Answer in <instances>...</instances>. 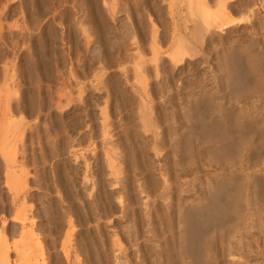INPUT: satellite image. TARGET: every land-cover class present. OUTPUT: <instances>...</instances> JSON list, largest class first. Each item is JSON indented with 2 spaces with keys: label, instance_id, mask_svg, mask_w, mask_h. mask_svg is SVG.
Here are the masks:
<instances>
[{
  "label": "rangeland",
  "instance_id": "374dc122",
  "mask_svg": "<svg viewBox=\"0 0 264 264\" xmlns=\"http://www.w3.org/2000/svg\"><path fill=\"white\" fill-rule=\"evenodd\" d=\"M200 1L217 15L223 10L217 19L234 22L220 27L217 20L210 30L203 25L200 39L193 41L198 54L175 64L170 54L174 29L190 38L198 23L183 3L0 0V245L7 242L10 264H123L113 256L118 250L127 264H264V154L256 150L257 135L243 142L238 156L221 151L219 162L203 149V117L211 106L264 117V58L254 55L261 63L254 61L259 71L255 68L258 73L254 70L252 76L237 47L241 43L245 48L254 30L264 26V0ZM262 45L249 50L258 54ZM233 71L232 79L228 75ZM253 78H262L256 80L260 90H254L258 83ZM196 98L197 110L189 109ZM192 110L198 116L190 117ZM234 129L229 130L232 135L237 134ZM214 172L232 174L224 183L227 189L246 185L248 200L236 218L225 215L203 227L204 256L192 245L183 257L178 208L208 199L205 192ZM250 211L255 230L243 233L241 243L235 229ZM17 213L25 214L24 227ZM26 225L29 231L21 236Z\"/></svg>",
  "mask_w": 264,
  "mask_h": 264
},
{
  "label": "bare ground",
  "instance_id": "6f19581e",
  "mask_svg": "<svg viewBox=\"0 0 264 264\" xmlns=\"http://www.w3.org/2000/svg\"><path fill=\"white\" fill-rule=\"evenodd\" d=\"M205 2V1H204ZM203 1H196V0H171V3H172V5L173 6H177V4H179V3H183V4H185L186 5V7L188 8V10H190V12H189V14L191 13V15L193 16V15H196L197 16V18H198V23H197V25L195 24V27L193 26V28H192V30L191 31H189V35H190V38L189 37H186L185 36V32H182L181 31V29H179V28H175L174 30H175V39H174V41H173V45H172V49H171V52H170V54H171V59L175 62V64L177 63V64H180L184 59H186V58H188V57H192L193 58V56L192 55H196V53H197V47H196V45L193 43V41H198L199 39H200V32H201V29H202V26L203 25H205L208 29L209 28H212V26L213 27H215V25L214 24H217V20H221L222 21V19L220 18V19H217V18H219V15L221 14V13H223V10L222 11H220L218 14L219 15H217V14H215L213 11H211V9H209V7L207 6V4L206 3H204ZM215 2V1H214ZM252 2H253V0H252ZM27 4V3H26ZM244 4V3H243ZM219 5H221V4H219ZM223 5V4H222ZM222 5H221V7H222ZM227 5V4H226ZM234 6V5H233ZM243 7V6H242ZM175 9V8H174ZM222 9H224V6H223V8ZM241 9V8H240ZM255 9V11H254V14H255V17L256 18H260V14H259V12L258 11H256L257 10V8H254ZM245 10V9H244ZM247 10V9H246ZM252 14V13H251ZM218 17H217V16ZM222 15V14H221ZM246 15V14H245ZM191 16V17H192ZM217 17V18H216ZM221 17V16H220ZM225 17V16H224ZM247 17V16H246ZM254 17V16H253ZM195 18V17H194ZM234 18V17H233ZM252 18V17H251ZM232 19V18H231ZM230 19V20H231ZM239 19V21L236 19V18H234V20L236 21H238V22H240L241 20V18H238ZM247 19H249L248 17H247ZM263 19V18H262ZM192 20V19H191ZM196 20V19H195ZM194 20V21H195ZM245 20V19H244ZM250 20V19H249ZM193 21V20H192ZM197 21V20H196ZM218 21V26H220V27H227L228 25H230V24H232V22H234V21H229V19H227V21H222V22H219ZM246 21V20H245ZM237 22V23H238ZM194 24V23H193ZM252 24H253V22H252ZM262 24V23H261ZM249 25V24H248ZM217 28H219V27H217ZM261 29L259 30V32H255L256 30H254V32H253V34L252 35H250V37H251V39H250V41H249V44H247V46L245 47V48H243L242 47V45H241V43L239 44V46L237 45V47L239 48L238 49V51H240L243 55H244V57H245V59H243V61L245 60V62H243V63H245L246 64V66L248 67L247 69L249 70H247L248 71V74H249V72H250V74H252V76H253V74H254V70H255V65H254V61H255V59L257 60V58L259 57H263L264 58V26H261L260 27ZM208 29H206V30H202V31H207ZM210 30V29H209ZM253 31V30H252ZM210 32V31H209ZM219 32V31H218ZM249 32V31H248ZM174 33V32H173ZM216 33V32H215ZM164 34V33H163ZM218 34V33H217ZM200 36V37H199ZM153 37H155V36H153ZM199 38V39H198ZM52 39V38H51ZM55 40V39H54ZM32 41V40H31ZM217 41V40H216ZM5 42V41H4ZM39 42V41H38ZM160 42V41H159ZM237 42V41H236ZM260 42H262L263 43V45H262V47L260 48V53L263 55H261L260 53H256V54H254V52H253V54L250 52V50H249V48H251L254 44H259ZM234 43V42H233ZM239 43V42H238ZM22 44V43H21ZM24 44V43H23ZM45 44V43H44ZM158 44V43H157ZM50 45V44H49ZM214 45V44H213ZM10 46V45H9ZM12 46V45H11ZM245 46V45H244ZM251 46V47H250ZM138 48V47H137ZM141 48V47H140ZM202 48V47H201ZM54 49V48H53ZM19 50V49H18ZM55 50V49H54ZM139 50V49H138ZM151 50V49H150ZM152 50H153V48H152ZM233 50H234V48H233ZM259 50V49H258ZM133 52V51H132ZM137 52H139V51H137ZM154 52V51H153ZM153 52H151V53H153ZM128 53V52H127ZM198 54V53H197ZM200 54V53H199ZM242 54H240L239 53V55H242ZM28 55V54H27ZM26 55V56H27ZM129 55V54H128ZM136 55V54H135ZM137 55H140V54H137ZM254 55H257L258 57L257 58H255V56ZM259 55H261V56H259ZM25 56V57H26ZM51 56H53V55H51ZM136 58H138L137 56H135ZM219 57V56H218ZM224 57H225V55H224ZM237 57V56H236ZM243 56L241 57V59L242 58H244ZM45 58V57H44ZM129 58V57H128ZM227 58V57H226ZM49 59H51V58H49ZM53 59V58H52ZM142 59H143V57H142ZM236 59V58H235ZM239 59V58H238ZM259 60V59H258ZM262 60H264V59H262ZM3 62V61H2ZM46 62V61H45ZM52 62H53V60H52ZM55 62V61H54ZM143 62V61H142ZM145 62H146V60H145ZM145 62H143V64L145 63ZM153 62H155L154 60H153ZM164 62V61H163ZM173 62V63H174ZM239 62V61H238ZM256 63L258 62L259 64L261 63L260 61H255ZM51 63V62H50ZM169 63V62H168ZM219 63V62H218ZM255 63V64H256ZM58 64V63H57ZM245 64H244V66H245ZM263 64V63H262ZM26 65V64H25ZM50 65V64H49ZM139 65V64H138ZM140 65H141V63H140ZM169 65V64H168ZM220 65V64H219ZM238 65V64H237ZM14 66V65H13ZM145 66V65H144ZM164 66V65H163ZM172 66V65H171ZM236 66V65H235ZM259 66H262V65H259ZM258 66V67H259ZM2 67V66H1ZM138 67V66H137ZM136 67V68H137ZM232 67V66H231ZM264 67V66H263ZM5 68V67H4ZM31 68V67H30ZM139 68V67H138ZM235 68V67H234ZM127 69V68H126ZM140 69V68H139ZM257 70H258V68H256ZM6 70V69H5ZM257 70H255V72L257 71ZM262 70H264V69H262ZM261 70V71H262ZM142 71V70H141ZM246 71V72H247ZM259 71V70H258ZM258 71H257V73H258ZM6 72V71H5ZM33 72V71H32ZM245 73V72H244ZM256 73V74H257ZM261 73H263V72H261ZM9 74V73H8ZM255 74V75H256ZM36 75V74H35ZM142 75V74H141ZM140 75V76H141ZM244 75V74H243ZM254 75V76H255ZM258 75V74H257ZM229 78H232V77H234L235 76V73H234V71L233 72H231L229 75ZM259 76V75H258ZM264 76V75H263ZM137 77V76H136ZM227 77V76H226ZM141 78V77H140ZM4 79V78H3ZM2 79V80H3ZM188 79V78H187ZM233 79V78H232ZM232 79H230V80H232ZM244 79V78H243ZM255 78H253V80H254ZM261 79V80H260ZM217 80V79H216ZM227 80H228V78H227ZM235 80V79H234ZM233 80V81H234ZM242 80V79H241ZM258 80H260L261 82H262V78H258V79H255V82L254 83H258V82H260V81H257ZM5 81V80H4ZM8 81V80H7ZM140 81L141 80H139V83H140ZM143 81H144V79H143ZM229 81V80H228ZM243 81V80H242ZM30 82V81H29ZM142 82V81H141ZM3 83V82H2ZM202 83V82H201ZM245 83V82H244ZM7 84V83H6ZM243 84V83H242ZM246 84V83H245ZM249 84V83H248ZM262 84H264V83H262ZM261 84V85H262ZM35 85V84H34ZM182 85V84H181ZM258 85V86H257ZM256 85V87L254 86V90L256 91V90H260L259 88H257V87H259V85H260V83H258ZM260 85V86H261ZM143 86V85H142ZM144 86H145V84H144ZM248 86V85H247ZM14 87V86H13ZM118 88V87H117ZM261 88V87H260ZM37 89V88H36ZM252 89H253V87H252ZM251 89V90H252ZM246 90V89H245ZM250 90V88L248 89V91ZM3 91V90H2ZM8 91H9V89H8ZM7 91V92H8ZM39 91V90H38ZM184 91V90H183ZM244 91V90H243ZM247 91V90H246ZM240 92V91H239ZM2 93V92H1ZM202 93V92H201ZM242 93V92H241ZM8 94V93H7ZM243 94V93H242ZM9 95V94H8ZM7 95V96H8ZM31 95H33V94H31ZM246 95V94H245ZM248 95V94H247ZM203 97H205V96H203ZM264 97V96H263ZM42 98V97H41ZM194 98V97H193ZM209 98H210V96H209ZM17 99V98H16ZM198 100L199 99H193V101H191L192 103H191V105H189L190 106V108L189 109H191V108H193V110H197V108H194V107H196V105L198 104L197 102H198ZM4 101V100H3ZM33 101V100H32ZM58 101V100H57ZM200 101V100H199ZM37 102V101H36ZM252 102V101H251ZM212 103V102H211ZM263 103V102H262ZM38 104V103H37ZM189 104V103H188ZM247 104V103H246ZM213 105V104H212ZM39 106V105H38ZM208 106V105H207ZM233 106H235V105H233ZM239 106V105H238ZM252 106H254V105H252ZM255 106H256V104H255ZM206 107V106H205ZM232 107V106H231ZM236 107V106H235ZM47 108V107H46ZM201 108V107H200ZM241 108V107H240ZM228 109H229V107L227 108H224L223 110H222V112H220L219 111V109H218V107L216 108L215 106H211L210 107V109L208 108V110H209V112H208V114H207V116L205 117V119H204V117H203V125H205L204 126V128L205 129H203L204 130V133H205V135H204V137H205V141H204V148L203 149H206L207 151L209 150V155H210V157L212 158V159H214V161L216 162H219L220 161V159H222V158H220L218 155L220 154V152L221 151H225L226 153L228 152V150H231V152H233V153H231L232 155H237L238 153H240L241 152V149L243 148L242 147V145H243V142H245L247 139H248V142L251 140V139H253V137H255V135H257L261 140L260 141H258V142H256L255 140H257L258 139V137L256 136L254 139L255 140H253L255 143H257L256 144V150H259V151H262V153L264 154V117H258V116H255V115H247V114H245V113H243L239 108V110L237 109V107L235 108V111L236 112H234L233 110V108H230L231 109V112H229L230 111V109H229V111H228ZM43 110H44V108H43ZM192 110V112L190 111H188L190 114H188L189 116L191 115L193 118H194V116L196 115V113H197V116H198V111L196 112V111H193ZM202 110V109H201ZM238 110V111H237ZM243 110V109H242ZM260 110V109H259ZM200 111V110H199ZM40 112V111H39ZM50 112V111H49ZM234 113L233 114V116H230L229 115V113L231 114V113ZM244 112H245V110H244ZM202 113V112H201ZM204 113V112H203ZM165 114V113H164ZM251 114V113H250ZM1 115V114H0ZM169 115V114H168ZM202 115V114H201ZM263 115V114H262ZM56 116V115H55ZM190 116V117H191ZM230 116V117H229ZM153 117V116H152ZM189 117V118H190ZM229 117V118H228ZM232 117H233V119H232ZM60 118V117H59ZM46 119V118H45ZM198 120V119H197ZM200 120V119H199ZM13 121V120H12ZM101 121H103V119L101 120ZM191 121H193V119L191 120ZM4 122V121H3ZM5 123V122H4ZM3 123V124H4ZM8 123H9V120H8ZM143 123V122H142ZM5 124H7V121H6V123ZM136 124V123H135ZM210 124H211V126H212V124H213V126H214V128H213V126L211 127L210 126ZM220 124V125H219ZM215 125H217V128H216V126ZM8 126V125H7ZM57 126H58V124H57ZM140 126V125H139ZM145 126L147 127L148 126V121H145ZM219 126V127H218ZM235 128L237 131H235V133H237V134H235V135H232L231 134V132H233V128ZM1 128V127H0ZM139 128V127H138ZM145 128V127H144ZM219 128V129H218ZM231 128V129H230ZM8 129V128H7ZM6 129V130H7ZM146 129V128H145ZM234 129V130H235ZM254 131H253V130ZM4 130V129H3ZM167 130H168V128H167ZM194 130H196V129H194ZM202 130V129H201ZM229 130H232L231 132L229 131ZM252 130V131H251ZM5 131V130H4ZM3 131V132H4ZM146 131V130H145ZM197 131V130H196ZM251 131V132H250ZM2 132V133H3ZM183 132V131H182ZM199 132H201V131H198V133ZM5 133H7V132H5ZM137 133V132H136ZM144 133V132H143ZM203 133V134H204ZM24 134V133H23ZM142 134V133H141ZM177 134V133H176ZM200 135L202 134V132L201 133H199ZM198 134V135H199ZM202 134V135H203ZM5 135V134H4ZM3 137V136H2ZM1 137V138H2ZM181 137V136H180ZM0 138V139H1ZM5 138H6V135H5ZM4 138V139H5ZM47 138V137H46ZM65 138V137H64ZM174 138V137H173ZM257 138V139H256ZM3 139V138H2ZM181 139V138H180ZM194 139V138H193ZM201 139V138H200ZM250 139V140H249ZM203 140V139H202ZM46 141V140H45ZM104 141H106V140H104ZM185 141V140H184ZM252 141V140H251ZM1 142H3V140L1 141ZM150 142V141H149ZM188 142V141H187ZM192 142V141H191ZM151 143V142H150ZM183 143V142H182ZM202 143H203V141H202ZM174 144V143H173ZM179 141H177L176 142V147H179ZM109 145V144H108ZM139 145V144H138ZM251 145V144H250ZM142 146V145H141ZM184 146V145H183ZM201 146V145H200ZM150 147V146H149ZM175 147V148H176ZM192 147V146H191ZM242 147V148H241ZM157 149V148H156ZM190 149V148H189ZM189 149H187V150H189ZM60 150V149H59ZM181 150H184V149H181ZM246 150V149H245ZM179 151V150H178ZM63 152V151H62ZM177 152V151H176ZM180 152V151H179ZM225 152H223V153H225ZM230 152V151H229ZM228 152V154L230 155V153ZM222 153V152H221ZM5 154H6V152H5ZM181 154H182V152H181ZM185 154V153H184ZM203 154V153H202ZM164 155V154H163ZM176 155V154H175ZM191 155V154H190ZM248 155V154H247ZM260 155V154H259ZM132 156V155H131ZM130 156V157H131ZM156 156V155H155ZM169 156V155H168ZM192 156V155H191ZM225 156H227V155H225ZM238 156V155H237ZM236 156V157H237ZM252 156V155H251ZM5 157V156H4ZM12 157V156H11ZM186 157V156H185ZM218 157H219V159H218ZM260 157V156H259ZM2 158V157H1ZM6 158V157H5ZM134 158V157H133ZM182 158V157H181ZM191 158V157H190ZM229 156L228 157H226V159L227 160H230L231 161V159L229 158ZM12 159V158H11ZM183 159V158H182ZM6 160V159H5ZM8 160L10 161V159H7V161L6 162H8ZM135 160V159H134ZM174 160V159H173ZM178 159H176V161H177ZM219 160V161H218ZM3 161V160H2ZM14 161V160H13ZM121 161V163H122V160H120ZM182 161V160H181ZM222 161V160H221ZM234 161V160H233ZM4 162V161H3ZM12 160L10 161V166L12 167L13 165H11L12 163ZM124 162V161H123ZM135 162H137V161H135ZM180 162V161H179ZM178 162V163H179ZM186 162H187V160H186ZM223 163H221V164H224V161H222ZM232 162V161H231ZM230 162V163H231ZM143 163V162H142ZM228 163H229V161H228ZM240 163V162H239ZM256 163V162H255ZM5 164V163H4ZM186 164V163H185ZM6 165H8L7 163H6ZM132 165V164H131ZM136 165V164H135ZM9 166V165H8ZM180 166V165H179ZM203 166V165H202ZM15 167V166H14ZM117 167V166H116ZM216 167V166H215ZM229 167V166H228ZM251 167H253V166H251ZM19 168V167H18ZM226 168V167H225ZM8 169H11V168H8ZM13 169V168H12ZM238 169V168H237ZM257 169V168H256ZM146 170V169H145ZM227 170V169H226ZM236 169H234V168H232V170H230L231 171V173H232V171L234 172ZM247 170V169H246ZM7 172H8V170H6ZM10 171V170H9ZM136 171V170H135ZM135 171H134V173H135ZM139 171V170H138ZM142 171V170H141ZM168 171V170H167ZM181 171V170H180ZM179 171V172H180ZM6 172V173H7ZM11 172V171H10ZM10 172H8V174H6V175H9V173ZM148 172V171H147ZM224 172V171H223ZM14 173V172H13ZM12 173V174H13ZM16 173V172H15ZM18 173H19V170H18ZM163 173V172H162ZM161 173V174H162ZM197 173V172H196ZM230 173V172H229ZM229 174V175H221L220 176V174H219V172H218V174L216 173V172H214L213 174H212V177H210L209 178V182H208V185H207V192H205V193H207L208 194V199L206 198V200H204V201H202V202H200V200H198V201H196V202H189V203H191L190 205L188 204V203H186V204H180V206H179V208H178V221L180 222V229H179V232H178V235H179V237H178V239H179V251L181 252V254L183 255V257H185V255H188V253H190L192 250V245H194L195 247H196V251L199 253V254H203L204 253V249H205V245H206V241H207V238L205 237L206 235L202 232V229H203V227H205L207 224L209 225V222H211L212 224L211 225H214V224H216L215 222L217 221V220H219L222 216H225V215H229L230 214V216L229 217H231V215L233 216V214H234V217H235V215H236V217L240 214L239 212L242 210V208H243V206L245 207V203H246V201L248 200H246V198L244 197V195H243V192H244V190H245V186L246 185H244L243 184V186L241 185V184H238L237 186H235V188H233V189H227V187H226V184H224L225 182H227V181H229L230 179H232L233 178V176H232V174ZM12 174H11V177H12ZM120 174H122V173H120ZM206 174V173H205ZM17 174H15V176H16ZM164 175H165V173H164ZM15 176H14V174H13V177L15 178ZM57 176V175H56ZM159 176V175H158ZM162 176V175H161ZM209 176V175H208ZM17 177V176H16ZM119 177V176H118ZM166 177V176H165ZM174 177V176H173ZM191 177V176H190ZM238 177V176H237ZM6 178H8V177H6ZM58 178V177H57ZM133 178V177H132ZM176 178V177H175ZM62 179V178H61ZM124 179V178H123ZM138 179H139V176H138ZM178 179V178H177ZM197 180L198 178H192V180L194 181V180ZM7 181H8V179H6ZM6 180H4V181H6ZM127 180V179H126ZM157 180V179H156ZM182 180V179H181ZM184 180V179H183ZM182 180V181H183ZM191 180V179H190ZM134 181V180H133ZM166 181V180H165ZM164 181V182H165ZM175 181V180H174ZM192 181V182H193ZM12 182H14V179L12 180ZM15 182H17L16 180H15ZM146 182V181H145ZM223 182V183H222ZM230 182V181H229ZM9 183V182H8ZM7 182H6V184H8ZM57 183V182H56ZM109 183V182H108ZM142 183H143V181H142ZM141 183V184H142ZM167 183V182H166ZM228 183V182H227ZM242 183V182H241ZM16 184V183H15ZM122 184V183H121ZM174 184H176V183H174ZM179 185H180V183H178ZM184 184H186V183H184ZM253 184V183H252ZM19 185V184H18ZM149 185V184H148ZM157 185H158V183H157ZM160 185V184H159ZM169 185V184H168ZM177 185V184H176ZM178 185V186H179ZM182 185H183V183H182ZM182 185H180L181 187H182ZM7 186V185H6ZM15 186V185H14ZM13 186V187H14ZM138 186V185H137ZM143 186V185H142ZM177 186V187H178ZM139 187H140V185H139ZM147 187V186H146ZM165 187H167V186H165ZM7 188H8V186H7ZM11 188H12V186L10 187L9 186V189L8 190H11ZM122 188V187H121ZM125 188V187H124ZM167 188H169V187H167ZM167 188H163V190L164 189H167ZM248 188V187H247ZM257 188V187H256ZM14 189H15V187H14ZM142 189H144V188H142ZM205 189V188H204ZM255 189V188H254ZM104 190V189H103ZM190 190V189H189ZM257 190V189H256ZM194 191V190H193ZM255 191V190H254ZM121 192V191H120ZM123 192V191H122ZM125 192V191H124ZM138 192V191H137ZM146 192V191H145ZM151 192V191H150ZM165 193V191L161 194V197L163 196L164 198H165V196L167 195H163ZM186 193V192H185ZM254 193V192H253ZM70 194V193H69ZM147 194V193H146ZM158 194V193H157ZM169 194V193H168ZM122 195V194H121ZM150 195V194H149ZM195 195V194H194ZM256 195V194H255ZM71 196V195H70ZM147 197H148V195H146ZM151 196V195H150ZM153 196V195H152ZM170 196V195H169ZM169 196H167V197H169ZM200 196V195H199ZM14 197H15V195H14ZM160 197V198H161ZM71 198V197H70ZM120 198V197H119ZM138 198V197H137ZM200 198V197H199ZM14 199V198H13ZM90 199V198H89ZM107 199V198H106ZM147 199H149V198H147ZM153 199V198H152ZM168 199V198H167ZM196 199H198V198H196ZM204 199V198H203ZM250 199V198H249ZM144 200V199H143ZM150 200V199H149ZM166 200V199H165ZM246 200V201H245ZM13 201V200H12ZM91 201V200H90ZM95 201V200H94ZM127 201H129V200H127ZM153 201V200H152ZM193 201V200H192ZM131 202V201H130ZM157 202V201H156ZM164 202V201H163ZM86 203V202H85ZM140 203V202H139ZM148 203H149V201H148ZM68 204V203H67ZM133 204V203H132ZM256 204V203H255ZM142 205V204H141ZM149 205H150V203H149ZM179 205V204H178ZM253 205V204H252ZM92 206V205H91ZM248 206V205H247ZM70 207V206H69ZM72 207V206H71ZM83 207V206H82ZM90 207V206H89ZM133 207V206H132ZM143 207V206H142ZM156 207V206H155ZM192 208V209H195L194 211H193V213H190V211L188 210V208ZM253 207V206H252ZM256 207V206H255ZM97 208V207H96ZM141 208V207H140ZM249 209H250V207H248ZM247 208V209H248ZM62 208H60V210H61ZM89 209V208H88ZM99 209V208H98ZM133 209V208H132ZM192 209H190L191 211H192ZM246 209V210H247ZM257 209V208H256ZM24 210V209H23ZM25 210H27L26 208H25ZM93 210H95V209H93ZM127 210V209H126ZM134 210V209H133ZM146 210V209H145ZM251 210V209H250ZM262 210V209H261ZM19 212V214H20V208H19V210H18ZM28 211V210H27ZM68 211V210H67ZM97 211V210H96ZM158 211V210H157ZM166 211V210H165ZM123 212V211H122ZM139 212H141V211H139ZM259 212V211H258ZM261 212V211H260ZM263 212V211H262ZM18 213H17V215H16V217L18 216V218L20 219V221H21V223L26 219V217H25V214L23 213V215H18ZM124 213H125V210H124ZM129 213V212H128ZM160 213V212H159ZM257 213V212H256ZM70 214V213H69ZM126 214H127V212H126ZM248 215H246L245 216V222H244V224H241V226H239V228H238V230H236L235 229V231H237V235H238V238H237V240H239L240 238H242V234L243 233H246V232H248L247 234H249V232H251V228L253 229L254 227H253V225H252V223L253 222H255L254 220H255V213L254 212H248L247 213ZM66 215V214H65ZM85 215V214H84ZM145 215L146 216H148L149 215V209H147L146 211H145ZM169 215V214H168ZM196 215H199L200 217H198V216H196ZM201 215H203V216H201ZM264 215V214H263ZM63 216V215H62ZM89 216V215H88ZM92 216V215H91ZM123 216V215H122ZM97 217V216H96ZM100 217V216H99ZM127 217V216H126ZM131 217V216H130ZM235 217V218H236ZM62 218V217H61ZM87 218V217H86ZM98 218V217H97ZM128 218V217H127ZM154 218V217H153ZM163 218V217H162ZM167 218V217H166ZM223 218H225V217H223ZM259 218V217H258ZM63 219V218H62ZM65 219V218H64ZM99 219V218H98ZM113 219V218H112ZM228 219V218H227ZM226 219V220H227ZM231 219V218H230ZM261 219V218H260ZM264 219V218H263ZM67 220V219H66ZM68 220H69V218H68ZM91 220V219H90ZM158 220V219H157ZM233 220V219H232ZM92 221V220H91ZM164 221H165V219H164ZM176 221V220H175ZM228 221V220H227ZM230 221V220H229ZM238 220H236V222H237ZM132 222V221H131ZM152 222V221H151ZM24 223V222H23ZM22 223V224H23ZM28 223V222H27ZM143 223V222H142ZM214 223V224H213ZM233 223H235V222H233ZM260 223V222H259ZM149 224V223H148ZM230 224V223H229ZM169 225L170 224H168V228H169ZM225 225H227V224H225ZM234 225V224H233ZM232 225V226H233ZM255 225H256V223H255ZM28 226H29V224H28ZM159 226H161V225H159ZM166 226V225H165ZM164 226V227H165ZM228 226V225H227ZM230 226V225H229ZM234 226H237V225H234ZM22 227H24V224H23V226ZM25 227H27V225L25 226ZM225 227V226H224ZM261 227V226H260ZM31 228V227H30ZM163 228V227H162ZM231 228V227H230ZM229 227H228V229H230ZM262 228V227H261ZM128 229V228H127ZM136 229V228H135ZM171 229V227L169 228V230ZM134 230V229H133ZM172 230V229H171ZM170 230V231H171ZM233 230V229H232ZM255 229H253V231H254ZM29 231V229H28V227L27 228H25V229H23L22 230V234H21V236L22 235H24L25 233L27 234V232ZM227 231V230H226ZM127 232V231H126ZM129 232V231H128ZM257 232V231H256ZM258 232H259V230H258ZM30 233V235H31V232H29ZM94 233V232H93ZM114 233V232H113ZM132 233V232H131ZM226 233V232H225ZM224 233V234H225ZM253 233V236H254V240L257 242L258 241V237H256V233H254V232H252ZM133 234V233H132ZM174 234V233H173ZM235 234H236V232H235ZM134 235V234H133ZM142 235V234H141ZM154 235V234H153ZM160 235H162V234H160ZM192 235H194L195 237H197V239L195 238L194 239V237L192 236ZM231 235V234H230ZM258 235V234H257ZM25 236V235H24ZM23 236V237H24ZM208 236V235H207ZM234 237V235L232 234L231 235V237ZM5 237V236H4ZM26 237V236H25ZM24 237V238H25ZM64 237V236H63ZM150 237V236H149ZM193 237V238H192ZM232 237V238H233ZM235 237H236V235H235ZM92 238V237H91ZM133 238V237H132ZM131 238V239H132ZM166 238V237H165ZM169 238V237H168ZM223 238V237H222ZM130 239V238H129ZM194 239V240H193ZM242 239H244V238H242ZM251 239V238H250ZM62 240H65V239H62ZM94 240V239H93ZM210 240V239H209ZM235 240V239H234ZM241 240V239H240ZM238 241V242H241V241ZM245 240V239H244ZM253 240V239H252ZM95 241V240H94ZM113 241V240H112ZM148 241V240H147ZM211 241V240H210ZM247 241V240H246ZM251 241V240H250ZM264 241V240H263ZM116 242V241H115ZM173 242V241H172ZM92 243V242H91ZM117 243V242H116ZM157 243V242H156ZM168 243V242H167ZM242 243V242H241ZM240 243V244H241ZM251 243V242H250ZM255 243V242H254ZM20 244H21V242H20ZM159 245H160V243H158ZM215 244V243H214ZM236 244H238L237 242H236ZM245 244H247V243H245ZM116 245V244H115ZM156 245V244H155ZM227 245V244H226ZM243 245V244H242ZM241 245V246H242ZM8 245H7V242H4V240H3V245H2V243H1V245H0V263L1 264H10V259H9V253H8V251H7V247ZM18 246V245H17ZM16 246V247H17ZM21 246V245H20ZM117 246V245H116ZM119 246H121V244L119 245ZM130 246V245H129ZM139 246V245H138ZM216 246H217V244H216ZM136 247V246H135ZM141 247V246H140ZM219 247V246H218ZM231 247V246H230ZM25 248V247H24ZM23 248V249H24ZM80 248V247H79ZM162 248V247H161ZM194 248V247H193ZM243 248V247H242ZM241 248V249H242ZM116 249V248H115ZM123 249V248H122ZM139 249V248H138ZM146 249V248H145ZM173 249V248H172ZM244 249V248H243ZM159 250V249H158ZM21 251V250H20ZM119 251V250H118ZM118 251H117V255H113L114 257H115V259H117L119 262H121V261H123V264H127L126 262H128V261H126V260H124V258L126 257V255L123 253H118ZM160 251V250H159ZM176 251V250H175ZM76 252V251H75ZM133 252V251H132ZM153 252V251H152ZM176 252H178V251H176ZM224 252V251H223ZM227 252H229V251H227ZM237 252V251H236ZM243 252V251H242ZM59 253V252H58ZM113 253H114V251H113ZM210 253H211V251H210ZM218 253V252H217ZM241 253V252H240ZM244 253H245V251H244ZM112 254V253H111ZM115 254V253H114ZM137 254V253H136ZM149 254V253H148ZM152 254V253H151ZM194 254V253H193ZM199 254H198V256H199ZM213 254V253H212ZM228 254V253H227ZM246 254V253H245ZM19 255H20V253H19ZM65 255V254H64ZM197 255V254H196ZM200 255V256H201ZM57 256V255H56ZM87 256V255H86ZM89 256V255H88ZM138 256V255H137ZM151 256V255H150ZM159 256V255H158ZM202 256H204V255H202ZM202 256H201V258H202ZM139 257V256H138ZM189 257V256H188ZM20 258V256L18 257V259ZM87 258V257H86ZM127 258V257H126ZM125 258V259H126ZM135 258V257H134ZM144 258V257H143ZM172 258V257H171ZM243 258V257H242ZM247 258V257H246ZM136 259H137V257H136ZM151 259V258H150ZM165 259H167V257L165 258ZM240 259V258H239ZM181 260V259H180ZM185 260V261H184ZM184 260H182V261H184V263L186 262V259H184ZM193 260V259H192ZM199 259H197V261H198ZM212 260V259H211ZM217 260V259H216ZM66 261V260H65ZM168 261V260H167ZM170 261V260H169ZM191 261V260H190ZM114 262V261H113ZM116 262V261H115ZM179 262V261H178ZM237 262V261H236ZM99 263V262H98ZM144 263V262H143ZM154 263V262H153ZM191 263V262H190ZM205 263V262H204ZM118 264V263H117ZM139 264V263H138ZM179 264V263H178ZM200 264V263H199Z\"/></svg>",
  "mask_w": 264,
  "mask_h": 264
}]
</instances>
